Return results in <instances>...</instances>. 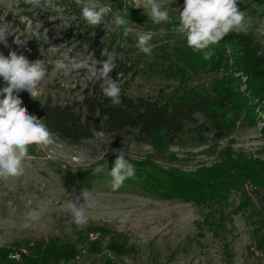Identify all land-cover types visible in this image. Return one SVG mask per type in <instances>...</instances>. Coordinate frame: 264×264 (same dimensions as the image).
<instances>
[{
  "label": "rangeland",
  "instance_id": "1",
  "mask_svg": "<svg viewBox=\"0 0 264 264\" xmlns=\"http://www.w3.org/2000/svg\"><path fill=\"white\" fill-rule=\"evenodd\" d=\"M98 2L105 7V20L113 24L112 31L106 32L102 25L93 28L82 16L70 15L69 4L55 13L43 4L36 7L25 0H0V23H10L27 41L19 48L12 43L15 37L9 36L11 48L29 60L41 59L49 69L38 100L20 93L22 106L30 114L36 116L35 108L46 97L58 104L80 101L82 90L94 78L84 69L54 71L58 54L49 51L51 45L63 44L71 49V56L91 61L93 47L113 43L140 60L136 76L118 83L128 95L164 98L206 93L217 100L219 95L237 92L253 107L254 120L233 123L227 115L240 109L230 103L223 120L210 123L197 115L171 145L163 139L142 142L135 131L127 130L106 134L104 140L78 143L53 136L52 146H30L23 175L0 180V264H264V248L256 247L264 240V100L252 98L246 90L248 78L237 63L241 50L226 40L219 59L204 60L203 67L191 70L179 53L189 54L192 49L183 35L172 31L178 24L175 10L170 13L171 23L154 24L143 9L132 7V0ZM171 7L182 9L183 0H175ZM238 7L252 17L248 33L264 47V0H243ZM117 10H126L131 20L133 31L128 36L114 25ZM141 32L153 34L151 55L136 47ZM0 52L7 56L9 48L0 44ZM120 148H125L134 165V176L114 189L107 170L100 172L102 181L86 190L89 222L78 230L66 201L82 190L64 184L60 174L95 169L105 160L111 171L116 159L112 150ZM152 169L190 176L204 186L218 185L224 190L215 198L205 191L202 200L192 194L191 198H170L144 192L133 181L142 170ZM20 253L26 261H33L12 262Z\"/></svg>",
  "mask_w": 264,
  "mask_h": 264
},
{
  "label": "clouds",
  "instance_id": "2",
  "mask_svg": "<svg viewBox=\"0 0 264 264\" xmlns=\"http://www.w3.org/2000/svg\"><path fill=\"white\" fill-rule=\"evenodd\" d=\"M174 2L175 0H132V7L143 9L154 24L171 23L173 18L170 13L175 10L178 13V24L174 25L172 31L183 35L187 46L193 52L202 54L205 60L214 54L212 46L217 45L227 35L247 34L253 26L252 17L238 7L243 0H183L182 9L171 7ZM25 3L36 7L43 4L55 13L63 11L61 5L51 0H25ZM75 3L82 5L80 15L89 26L95 28L102 25L106 32L113 30V24L105 20V7L98 0H75ZM113 16L115 27L122 29L123 35L128 36L133 29L130 27L131 20L127 11L117 10ZM9 24L0 23V44L9 48L7 56L0 52V78L4 82V86L0 87V96L3 97L0 99V180L23 175V163L29 155L30 146L49 147L55 143L53 134L45 123L30 114L27 106H22L20 97L21 92H27L30 98L38 100L43 92L42 82L49 75V69L41 59L29 60L23 52L11 48L8 43L9 36L15 37L12 43L19 48H24L27 41L21 39ZM152 36L151 32H141L138 35L136 47L139 52L151 55L154 47L150 43ZM49 51L58 54L54 61V71L87 70L102 81L101 91L105 97L114 105L122 102L121 88L110 76L117 68L114 52L104 48L101 56L106 59L93 58L91 61H84L71 56V49L63 44L51 45ZM90 132L97 140L106 138L102 130L90 128ZM112 152L116 159L111 171H108L107 160L94 171L100 173L107 170L112 187L118 189L126 179L134 176L135 168L127 159L125 148L113 149ZM105 154L101 159H105ZM88 197V191L82 190L79 196L70 197L66 201L71 222L78 230H83L89 222L86 209ZM81 199L85 203H80ZM73 238L78 237L73 234Z\"/></svg>",
  "mask_w": 264,
  "mask_h": 264
},
{
  "label": "trees",
  "instance_id": "3",
  "mask_svg": "<svg viewBox=\"0 0 264 264\" xmlns=\"http://www.w3.org/2000/svg\"><path fill=\"white\" fill-rule=\"evenodd\" d=\"M59 5H66L70 10L69 14L75 18H80V8L75 0H54ZM70 1V2H68ZM229 41L230 45H236L241 50L238 57V70L244 74L247 80V92L252 98L264 100V47L259 44L251 34L231 33L222 39L217 45L212 46L215 59H219L220 51L223 48L222 42ZM107 48L110 52L116 54L117 68L110 76L120 83L123 78H134L140 66L139 57L129 53L122 47L113 46V43L101 44L93 47L92 57L97 60H104L101 56V50ZM224 49V48H223ZM193 53V50H192ZM192 53L182 51L184 63L187 68L197 70L203 67L201 63L205 60L203 55L197 53L195 57ZM210 59L208 61L212 62ZM208 65L211 67V63ZM102 81L95 76L88 82L81 92V100L72 103L58 104L54 103L51 97H46L43 103L35 108L36 116L41 119L49 131L58 139L71 143H78L84 140L94 138L90 128H96L97 131H104L105 134H115L127 130L135 131L136 137L142 142L154 139H163L167 144H173L177 138L183 134L186 126L195 121L197 115L205 121L215 123L223 120L230 105H239V111H231L227 115L233 123L242 121V119L251 120L253 107L250 106L245 97L239 93H228L219 95L217 100L211 99L206 93H188L183 96L144 98L132 97L121 87L120 104H113L111 100L105 97L101 91ZM228 105H224V101ZM245 110V111H243ZM104 173V172H102ZM103 174L95 173L94 168L81 171H65L60 174L61 181L69 187L76 190H88L92 186L102 181ZM104 180V179H103ZM136 184L144 192L157 193L164 197H183L196 195V199L206 198L205 191L209 198H215L219 191L224 190L222 186L214 188L204 186V182L193 177L174 175L170 172L142 170L135 177ZM182 191L185 195H182ZM185 196V197H184ZM191 198V196L189 197ZM264 238V235H263ZM258 250L264 248V240L256 243ZM6 256L1 257V259ZM25 255H19V259H13L12 262L26 261ZM28 259L26 262L31 263Z\"/></svg>",
  "mask_w": 264,
  "mask_h": 264
},
{
  "label": "built area",
  "instance_id": "4",
  "mask_svg": "<svg viewBox=\"0 0 264 264\" xmlns=\"http://www.w3.org/2000/svg\"><path fill=\"white\" fill-rule=\"evenodd\" d=\"M19 255H20V254H17L16 257L14 256L13 258H14V259H17V258L19 257Z\"/></svg>",
  "mask_w": 264,
  "mask_h": 264
}]
</instances>
